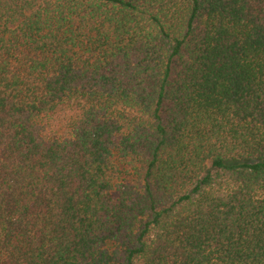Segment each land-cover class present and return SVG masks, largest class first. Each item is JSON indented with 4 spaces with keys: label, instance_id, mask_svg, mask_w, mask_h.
I'll use <instances>...</instances> for the list:
<instances>
[{
    "label": "trees",
    "instance_id": "16d2710c",
    "mask_svg": "<svg viewBox=\"0 0 264 264\" xmlns=\"http://www.w3.org/2000/svg\"><path fill=\"white\" fill-rule=\"evenodd\" d=\"M0 264H264V0H0Z\"/></svg>",
    "mask_w": 264,
    "mask_h": 264
}]
</instances>
